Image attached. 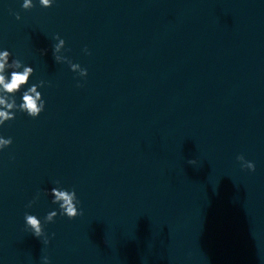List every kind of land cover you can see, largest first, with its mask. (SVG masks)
<instances>
[{"label": "water", "instance_id": "water-1", "mask_svg": "<svg viewBox=\"0 0 264 264\" xmlns=\"http://www.w3.org/2000/svg\"><path fill=\"white\" fill-rule=\"evenodd\" d=\"M33 3L24 10L23 0H0V50L34 68L31 83L46 82L38 118L17 112L0 126V136L13 139L0 151V264H42L43 256L51 264H148L193 0ZM57 34L66 42L61 55L87 77L55 62ZM56 180L76 190L83 215L45 225V245L25 230L24 214L43 221L59 211L43 194Z\"/></svg>", "mask_w": 264, "mask_h": 264}, {"label": "clouds", "instance_id": "clouds-1", "mask_svg": "<svg viewBox=\"0 0 264 264\" xmlns=\"http://www.w3.org/2000/svg\"><path fill=\"white\" fill-rule=\"evenodd\" d=\"M55 0H39V5L43 8L52 7ZM35 7L33 0H23L22 8L30 10ZM17 20L21 19L19 13L15 14ZM54 39L58 41L52 45V54L56 63H68L71 70L79 74L81 78L88 75L86 68H82L77 63H72L66 56L61 55L62 50L65 48V40L57 34ZM85 53L91 54L87 47L84 49ZM43 54V52H42ZM34 68L23 63L18 58H13L12 53L7 50H0V126L6 122L12 121L16 118L17 112L26 113L32 119L38 118L45 110L46 101L42 93L38 90L45 86V81L40 80L38 83H31V77L34 75ZM80 86L79 84L77 85ZM21 94V102L17 103L16 96ZM13 143L11 137L3 138L0 136V151L8 148ZM238 161H246V164H241L243 169L255 172L256 165L252 161L245 159L243 155L237 157ZM190 165H195V159L189 160ZM56 187L50 190H43L44 195H50L52 203L59 206V211L52 210L46 214L43 221L36 215L25 212L24 224L25 230L29 231L36 238L41 239L47 245L50 243L49 235L45 231V225L54 223L57 216L67 217L69 220H74L83 215V210L80 207L81 201L79 200L76 190L66 189L61 186L59 180L54 181ZM40 191L37 192L35 197L28 203L26 207L31 208L36 201L40 198ZM55 236V233H52ZM42 264H51L48 256L42 257Z\"/></svg>", "mask_w": 264, "mask_h": 264}]
</instances>
